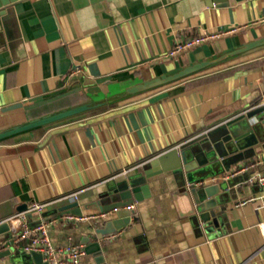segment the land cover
Returning a JSON list of instances; mask_svg holds the SVG:
<instances>
[{"label": "crops", "instance_id": "obj_1", "mask_svg": "<svg viewBox=\"0 0 264 264\" xmlns=\"http://www.w3.org/2000/svg\"><path fill=\"white\" fill-rule=\"evenodd\" d=\"M1 24L0 132L77 106L92 108L0 141V222L32 200L75 191L83 214L100 211L92 209L96 201L149 171L152 158L209 133L187 149V160L198 163L193 169L147 180L150 196L123 209L130 219L115 238L99 239L95 230L116 218V210L98 222H69L56 209L42 216L58 218L50 238L55 246L83 244V264H264V187L248 179L264 165L225 179L264 159L261 142L247 147L242 136L230 137L228 126L264 104V45L230 54L264 37V0L222 6L211 0H17ZM209 33L222 35L170 55L178 42ZM226 54L185 79L129 92ZM189 178L229 181L216 197L217 224L179 214L172 192ZM14 230L17 224L0 234V264H47L24 251L27 242L15 241Z\"/></svg>", "mask_w": 264, "mask_h": 264}, {"label": "water", "instance_id": "obj_2", "mask_svg": "<svg viewBox=\"0 0 264 264\" xmlns=\"http://www.w3.org/2000/svg\"><path fill=\"white\" fill-rule=\"evenodd\" d=\"M17 0H0V31L2 29L1 16L5 15L6 7ZM212 3L219 5L236 4L241 0H211ZM264 45V37L261 39L246 43L241 48L230 53L231 55L242 54L255 48H259ZM229 54L223 57L212 60L195 63L185 67V69L170 75L161 76L152 80H148L139 85L129 89L131 94L148 91V89L167 85L168 83L185 79L186 77L203 71L205 68L222 61ZM92 106L81 105L62 112L53 113V115L45 116L43 118L34 119L24 125L15 126L13 129L0 132V141L15 136V134L34 130L41 126L52 124L53 122L60 121L66 118L72 117V115L79 114L91 110ZM230 137H240L244 139L247 147L256 146L261 142V150L264 152V134H262V127H264V104L260 107L249 109L242 114L236 116L232 120L228 121ZM209 133L195 136L183 143L180 146L168 149L151 159V168L149 171H145L144 174L138 176H131L123 180V185L116 190H109L108 194L103 196L100 201H96L95 207L92 209H98L104 212H110L116 210V218L108 220L103 227H99L95 230L99 239H102L104 235L113 234L119 229L124 227L125 223L129 221V217L125 216L123 209L131 207L135 200L140 201L150 196V189L148 179L154 175L167 173L169 171L184 170L186 172L193 169L194 165L198 163L194 160H187V149L189 146L202 141L208 137ZM239 139V138H237ZM243 144V143H240ZM189 185L183 190L177 189L172 192L173 199L176 202L179 214L182 217H194L199 221L208 224H217L220 203L216 197L221 193L229 189V181L223 183L217 182L212 184H206L204 179L189 178ZM91 208V207H90ZM74 209V211L72 210ZM72 210V211H71ZM57 211L71 212L73 214H82V209L79 202L74 201L68 205L60 207ZM10 225L7 222L0 224V234L8 232ZM12 251L1 252V254H11ZM30 255L39 263H44L43 255L40 252L30 253ZM48 264V262H46Z\"/></svg>", "mask_w": 264, "mask_h": 264}, {"label": "built area", "instance_id": "obj_3", "mask_svg": "<svg viewBox=\"0 0 264 264\" xmlns=\"http://www.w3.org/2000/svg\"><path fill=\"white\" fill-rule=\"evenodd\" d=\"M221 35V33H209L203 34V36H194L188 39H184V41H180L174 46V49L170 52V55H179L187 50L192 49L196 45L216 39ZM79 67L80 66H76V69H79ZM262 100L264 101V96ZM260 165H264V159H258L246 165L244 168L238 170L237 172H229L226 175L225 179L229 178L230 176H234L237 173H241L242 171H245L250 167H257ZM126 174L127 170L118 173L117 176ZM248 179L251 184L264 187V172L252 175ZM79 199V191H75L74 193L57 196L51 200H32L28 203L29 205L26 210L19 211L15 216H12L5 220V222L9 224L11 223L10 225L17 224V231L14 230L16 234L15 241L26 240L27 243L24 246V251L28 253L40 252L43 255L44 260L47 261L48 264H83L80 258L86 253L85 246L83 244H76L75 246H55L50 238V228L54 223H56V221H58V218L50 221H45L42 218V216H44L46 212L55 209L58 210V208ZM132 207L133 205L129 207V209H131ZM107 215L108 213L104 211H94V213L90 214H73L71 212H62V214L60 215V219L69 222H98L102 219H105ZM29 216H38L39 221H37L36 223H31L29 221ZM261 229L264 232V223L261 225ZM117 235L118 234L114 232L113 234L106 235V238L113 239Z\"/></svg>", "mask_w": 264, "mask_h": 264}]
</instances>
